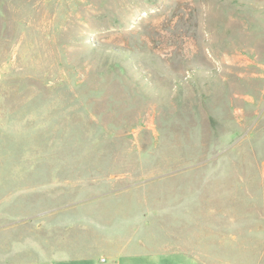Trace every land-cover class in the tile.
Wrapping results in <instances>:
<instances>
[{"label":"rangeland","instance_id":"374dc122","mask_svg":"<svg viewBox=\"0 0 264 264\" xmlns=\"http://www.w3.org/2000/svg\"><path fill=\"white\" fill-rule=\"evenodd\" d=\"M0 264H264V0H0Z\"/></svg>","mask_w":264,"mask_h":264}]
</instances>
